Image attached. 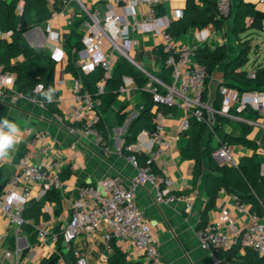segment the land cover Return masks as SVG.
Here are the masks:
<instances>
[{
    "label": "crops",
    "instance_id": "1",
    "mask_svg": "<svg viewBox=\"0 0 264 264\" xmlns=\"http://www.w3.org/2000/svg\"><path fill=\"white\" fill-rule=\"evenodd\" d=\"M8 1L16 4L17 25L26 28L24 37L27 43L33 48L43 49L56 62L54 86L58 89L56 98L58 111L50 110L38 99L37 95L24 97L18 91L16 82L0 96V119L7 118L14 121L21 129V142L16 146L10 162H0V183L4 184L0 193V234H6L4 239L0 236V264H16L14 258L6 257L4 252L6 249L16 250L17 247L22 250L27 248V253L33 249L37 251V256L32 261H27L28 264H37L43 257H49L58 249L63 256L57 264H75L69 255L70 248L61 239L57 241L53 239V236L65 226L68 218L62 223H50L47 241L43 242L37 236V242L31 243L29 233L26 231L20 233L18 231L17 233L10 225L3 210L4 196L9 188L10 179L18 168L22 153L29 149L28 129H32L34 133L47 132L49 134L48 140L42 141L39 146L47 145L50 154L62 158L64 164L62 169V175L65 178L63 211L56 214V203L46 202L42 210L47 217L42 216L40 222L57 218L62 213L69 216L71 202L77 196V189L82 184L94 183L108 177H121L128 180L135 175L136 166L130 161L129 154L118 153V147L126 142L131 124L140 114L146 101L143 92L147 91L150 82L141 85L131 76L123 78L111 110L102 113L103 126L107 131L105 140H102L101 136L98 138L86 133L73 136L67 131L66 126L72 125L76 121L78 112L76 81H79L81 90L87 92V89L84 80L81 77L75 78L72 73L66 70V66L70 52L75 51L73 46L79 39L78 35L83 37L86 32L85 20L88 17L86 10L98 12L99 16L102 17L112 5L117 13L125 14L130 21L134 20V15L136 19L142 21L147 6L144 4L136 6L133 8L134 15H132L127 13L132 9H126L124 0H48V6L54 12L48 20L40 21L34 14L27 17L22 16L23 9L20 10L18 7L20 4H24L23 0ZM244 1L254 4L257 9L264 11V3L259 0ZM187 4L188 0H161L155 8L158 17L174 18L176 11H183ZM237 4L238 0H233L234 11ZM159 9L162 11L161 14H159ZM234 11L232 16L227 18L222 30H217L211 25L204 28H192L186 33L173 37V39L178 45L198 44L199 46L207 45L214 48L224 44L229 55L236 56L241 51V46L232 34ZM176 19L178 18H174L173 21ZM159 26L160 23L155 22L150 28L130 30L131 37L137 41L131 50V56L152 75L158 77L162 74L165 66L162 56L157 51V48L162 47L163 43ZM203 29L208 31L205 40H201ZM2 33L7 32L1 29L0 39L10 38L9 32L8 36H4ZM52 35L56 37L55 40L52 39ZM260 37L264 38V31L257 36V38ZM197 40L201 42L197 43ZM105 51L112 56L115 66L123 58L118 52H113L108 45H106ZM18 60H23V57L20 56L15 59V61ZM257 63H264V61H257ZM253 65L254 63L244 67L253 72ZM222 70L223 67H220L208 84L207 100L213 108L219 87L223 82ZM238 106L239 100L234 102L232 109L237 117H228L230 120L223 122L218 132L206 128L202 137L204 173L195 186L193 180L195 161L184 157L182 151L188 144L189 136L198 133L199 126H196L194 119H190L189 127L183 129L186 111L182 107H177L176 113L166 114L165 132L170 148L166 150L160 160L154 163V166H156L157 172H164L173 180L172 193L188 194L193 197V208L190 211L186 210V204L183 201L170 204L157 203L155 200L156 187L149 183L138 188L136 192V201L144 209L146 218L151 223L157 250L160 258L166 264H225L223 258L219 256L218 250L209 251L201 247L196 236V230L200 228L198 226L202 220V211L207 200L205 178L210 171V157L215 159L213 151L221 143L220 132L234 136L245 134L248 139L255 140L261 146L264 145V127L257 124L261 121L260 114L256 111V113L238 112ZM155 109L154 106L153 110L155 111ZM98 110L99 108L96 112H85L84 120L94 118L96 113L99 116ZM117 113L124 114V119H118ZM251 114H254L255 117H251ZM73 145H75L74 149H72ZM231 147L237 162L243 156L253 154L251 149L241 144ZM258 153L262 155L260 161L263 165L264 149L261 147L258 149ZM44 158L45 156L37 150L34 160L39 162L43 161ZM38 188L37 185L33 186L34 195L38 192ZM14 190L21 192L19 187ZM46 206L49 207V211L46 210ZM263 219L264 217H261L262 221ZM205 222L210 225L220 224L222 230L229 232L233 228L251 227L256 223V220L248 207H240L234 193L222 189L215 206L207 213ZM23 239H26L27 246L22 248ZM113 244L127 255L128 264H148L143 252L121 240L114 239L109 242L110 250L101 232L81 235L72 242L70 247L74 250L79 249L87 257L89 264H109L108 259L114 252Z\"/></svg>",
    "mask_w": 264,
    "mask_h": 264
},
{
    "label": "built area",
    "instance_id": "2",
    "mask_svg": "<svg viewBox=\"0 0 264 264\" xmlns=\"http://www.w3.org/2000/svg\"><path fill=\"white\" fill-rule=\"evenodd\" d=\"M128 14L133 13V8L144 4L147 11L142 21L136 19L130 21L125 14L117 13L114 7L109 6L105 14L100 17L98 12L86 10L87 19L85 20L86 32L82 37L83 46L75 50V63L80 72L88 73L95 66H102L104 74L97 84V93L105 91L108 80L112 77L115 63L112 56L105 51L108 45L113 52H118L120 56L131 62L136 68L141 70L150 79V86L147 91L152 94L153 101L167 106L182 107L186 111L183 129L189 127V120L196 119L205 123L207 127L213 130L216 122V114L230 118H236L233 113V105L239 100L237 111L240 112L247 107L258 112L261 121L257 124L264 127V91H246L240 93L236 88L221 85L219 87L222 96V105L219 110L204 99L206 91V78L208 70L206 66L197 60L198 44L178 45L173 36L168 33V28L174 18H179L182 11H176L174 18L158 17L156 5L161 0H124ZM264 3V0H259ZM221 18H229L233 11V0H216ZM23 9V5L18 7ZM155 22L160 23L159 32L163 36L162 48L166 55L164 64L171 68V79L165 81L163 78L152 75L143 66L131 56V50L137 41L131 37L130 30H142L150 28ZM1 34V29H0ZM8 36L9 33H2ZM202 39L208 36L207 29L201 31ZM52 39H56L52 35ZM250 75L255 76L254 72ZM17 76L14 72L4 70L0 66V96L11 88L16 82ZM79 81H76V102L78 112L76 121L81 125L66 126L67 131L73 136H79L83 133L100 137L99 131L94 127L99 116L95 115L92 119L85 118V112H96L99 108L100 100L93 98L88 92L81 93ZM42 86V88L40 87ZM43 89V84L36 85V93ZM122 89V87H121ZM166 113L163 110L155 109L153 117L154 129L142 130L135 142L130 144H121L118 147V153L129 154V159L136 166V173L128 180L121 177H108L94 183L82 184L77 189V196L71 202V211L69 216L62 213L57 218H51L49 221L40 222L36 225L38 237L41 241H47L49 234L48 226L54 223H62L66 220L62 230L53 236L54 241L61 239L67 247L81 235H92L101 232L103 239L108 243L114 239L121 240L124 243L133 245L137 250L143 252L148 260V264H166L160 258L156 247V239L150 221L146 218L145 211L136 201V192L138 188L145 184H152L156 187L155 200L157 203L170 204L176 201H183L186 204V210L193 208V197L188 194H175L171 192L173 180L164 172L154 171V163L160 160L170 143L166 138L165 132ZM74 122V123H75ZM29 149L22 153L16 172L10 179L9 188L5 193V202L3 210L6 213L10 225L18 233L24 219L22 211L24 205L31 199L37 201L43 200L52 189L60 190L64 195V180L62 179L63 159L54 157L50 154L47 145L39 144L49 138L47 132L34 133L28 129ZM75 145L72 146V149ZM37 150L45 156L43 161L34 160ZM136 153L147 156L145 164H138ZM213 157L220 164L236 166L238 164L232 147L220 143L213 151ZM264 173V164L262 165ZM37 185L38 192L33 194V186ZM20 188L21 192H16L15 188ZM246 208L245 206H240ZM49 211V207L46 206ZM256 223L251 227L236 229L229 232L221 229L220 224L210 225L196 230V236L203 249L212 251L217 248L230 249L235 245H240L242 250L252 248L261 256H264V219L258 215H253ZM5 238L6 234H0ZM18 238V237H17ZM18 246V245H17ZM74 250V249H73ZM22 249H6L4 255L12 257L16 264L20 261L27 263L37 256L36 250H31L23 258ZM76 264H89L87 257L79 250H74ZM107 259V257H105Z\"/></svg>",
    "mask_w": 264,
    "mask_h": 264
},
{
    "label": "trees",
    "instance_id": "3",
    "mask_svg": "<svg viewBox=\"0 0 264 264\" xmlns=\"http://www.w3.org/2000/svg\"><path fill=\"white\" fill-rule=\"evenodd\" d=\"M23 3V17L34 14L40 21H45L52 17L54 12V10L49 8L48 0H23ZM161 13L162 11L159 9V14ZM17 16L16 4L14 2L0 0V28L2 31L10 33L9 39H0V66L4 70L12 71L16 74L18 91L24 97L37 95L38 99L50 110L58 111L56 104L58 91L55 92L51 103H48L42 95V91H47L50 86L55 88L54 77L56 62L43 49L33 48L27 43L24 37L26 28L18 27ZM226 20L227 18L220 17L216 0H188V4L183 9L181 17L172 21L167 31L173 37H177L192 28H204L209 25L217 30H222L225 27ZM263 22L264 11L257 9L252 3L238 0L233 16L232 34L239 41L241 51L232 57L229 55L228 49L224 44L214 48H210L207 45L199 46L197 60L204 64L208 70L206 91L204 92L205 100H207L208 84L220 67H223V82L221 85L224 84L236 88L240 93L254 90L264 91V63H254L253 72L255 76L253 77L250 75L251 72L244 67L248 61L250 50L252 49V39L257 38L264 31ZM78 36L79 39L73 46L75 50L83 46L82 36ZM255 48L258 50V47ZM157 51L162 56V59L165 60L166 55L163 52V48L159 47ZM73 53L70 52L66 70L72 73L75 78L81 77L84 80L87 92L93 98L100 100L98 110L100 112L99 119L94 124V127L99 131L102 140H105L107 138V131L103 126L102 113H107L111 110L112 103L119 93L123 78L125 76H131L141 85L146 84L150 79L141 70L136 69L135 66L129 63L127 59L122 58L114 67L112 77L108 80L105 91L98 94L97 84L104 74V69L98 65L88 73H80L79 67L75 63V51ZM20 56L23 57V60L15 61ZM170 75L171 68L164 66L160 77L165 81H170ZM39 83L43 84V89L36 93L34 89ZM84 92V90H81V93ZM143 94L146 101L139 116L131 124L130 133L125 144L135 142L138 134L142 130L154 129V106L159 110H163L166 114L176 113L177 106H167L154 102L152 94L148 91H144ZM221 105L222 96L220 91H218L214 108L219 110ZM243 111L256 113L250 107H247L241 112ZM251 117H255V115L251 114ZM117 118L124 119V114L117 113ZM215 118L216 124L212 130L213 132H218L222 123L230 120L228 117L219 114H216ZM194 120L196 126H199L198 133L189 136L188 144L182 153L184 157L195 161L193 170L195 186L204 173L202 163V137L206 132L207 125L196 119ZM74 124L79 126L82 123L75 122ZM219 137L221 138V143L229 146L244 145L251 149L253 154L243 156L236 166L219 164L215 159L210 157V171L205 178L207 200L202 211V220L198 226L200 228L207 225V222H205L207 213L215 206L220 195V190L222 189L234 193L238 204L248 207L251 214L264 217V174L262 173V164L260 161L262 155L258 153V149L261 147L264 149V145L261 146L255 140L248 139L245 134L242 136H234L220 132ZM135 155L138 164H145L147 159L146 155L138 153ZM154 167V171L157 172L156 166ZM62 179H65L63 175ZM49 201L56 203V214H60L63 211V196L61 191L57 189L49 191L41 201L31 199L24 205L22 211L24 221L20 226L19 233L23 231L29 233V241L31 243L37 242L38 232L36 225L40 223L42 216H46L42 208ZM113 248L114 252L108 259L109 264H128L127 255L115 244H113ZM216 250H218V254L223 258L225 264H264V256H261L252 248L242 250L240 245H235L230 249L217 248ZM27 251V248L22 250V258ZM69 255L76 264V257L72 247L69 249ZM62 256L63 254L58 249L49 257H43L37 264H57ZM19 264L28 263L20 261Z\"/></svg>",
    "mask_w": 264,
    "mask_h": 264
},
{
    "label": "clouds",
    "instance_id": "4",
    "mask_svg": "<svg viewBox=\"0 0 264 264\" xmlns=\"http://www.w3.org/2000/svg\"><path fill=\"white\" fill-rule=\"evenodd\" d=\"M56 91L58 89L50 86L47 91H42V95L51 103ZM20 132L21 129L16 122L7 118L0 119V162H10L16 146L21 142Z\"/></svg>",
    "mask_w": 264,
    "mask_h": 264
},
{
    "label": "rangeland",
    "instance_id": "5",
    "mask_svg": "<svg viewBox=\"0 0 264 264\" xmlns=\"http://www.w3.org/2000/svg\"><path fill=\"white\" fill-rule=\"evenodd\" d=\"M196 42L200 43L201 41L197 40ZM251 47L252 49L250 50V53L248 55L246 66H250L257 61H264V38H253L251 41ZM255 47H258V50H256Z\"/></svg>",
    "mask_w": 264,
    "mask_h": 264
},
{
    "label": "water",
    "instance_id": "6",
    "mask_svg": "<svg viewBox=\"0 0 264 264\" xmlns=\"http://www.w3.org/2000/svg\"><path fill=\"white\" fill-rule=\"evenodd\" d=\"M3 188H4V184L0 183V192L3 190ZM25 246H27V241L26 239H23V244L21 245V247L23 248Z\"/></svg>",
    "mask_w": 264,
    "mask_h": 264
}]
</instances>
